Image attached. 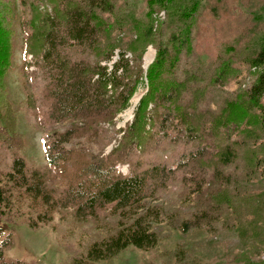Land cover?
Here are the masks:
<instances>
[{
    "label": "trees",
    "instance_id": "16d2710c",
    "mask_svg": "<svg viewBox=\"0 0 264 264\" xmlns=\"http://www.w3.org/2000/svg\"><path fill=\"white\" fill-rule=\"evenodd\" d=\"M48 1L52 11L43 0H20L25 70L31 64L26 60L29 54L39 67L50 61L59 65L58 83L43 97L48 108L43 118L48 124L66 121L44 144L47 164L37 166L22 154L25 140L17 131L6 85L13 66L12 26L18 2L0 0V142L13 150L10 168L0 172V264H37L8 253L16 239L5 223L25 222L39 229L66 210L63 216L72 215L79 222L98 219L107 208L117 218L108 235L74 252L65 264L112 261L131 245L152 249L159 242L152 224L163 218L183 232L203 226L214 231L225 224L221 217L227 219L243 204L257 212L252 234L261 235L264 226L257 217L264 210V190L246 198L239 191L243 182L259 177L264 164V25L244 46L243 37L223 43L207 69V79L197 61V32L208 0H147L144 17L139 19L133 11V20H128L135 31L128 41L131 58L127 50H120L112 65L104 61H111L121 48L113 31L128 22L117 16L122 7L118 0ZM161 11L165 20L160 22ZM254 15L257 22L264 19V14ZM60 34L90 49L94 59L79 63L70 52L59 53ZM149 45L156 55L145 72L142 59ZM241 58L252 66L251 81L211 108L204 101L207 86L224 85ZM144 76L148 90L121 130L119 146L108 154L97 152L93 142L102 147L110 142L105 125L130 105ZM157 137L168 151L155 159L144 157L141 150ZM122 163L128 165L126 174L119 170ZM189 168L211 176L210 184L199 174L192 178L194 192L204 193L208 200L203 209L184 217L179 209L148 204L150 197L178 188ZM244 264L255 263L248 259Z\"/></svg>",
    "mask_w": 264,
    "mask_h": 264
},
{
    "label": "rangeland",
    "instance_id": "374dc122",
    "mask_svg": "<svg viewBox=\"0 0 264 264\" xmlns=\"http://www.w3.org/2000/svg\"><path fill=\"white\" fill-rule=\"evenodd\" d=\"M17 11L13 28V66L6 78L8 96L16 111L18 118L17 131L22 134L25 146L22 154L25 155L31 165L45 166L47 164L45 156V142L54 130H60L66 125V121L46 123L44 113L48 111L43 102L45 93L52 90L58 83L59 65L55 61H50L47 65L40 66L33 64L35 58L29 54L26 60L31 64L25 70L24 67V33L21 20L24 17L23 7L20 0H16ZM66 1V0H65ZM209 6L205 8L198 21V48L197 61H201L204 69L203 77L207 75L208 67L212 65L218 53V48L225 42H233L243 37L241 45L244 46L255 35L263 30L264 19L255 21L254 14H264V0H208ZM118 5L122 6L120 13L116 15L121 21L133 20V11L139 19L144 17L147 11V0H118ZM43 5L52 11V5L48 0H43ZM257 11V12H255ZM131 14V15H130ZM156 16V15H155ZM160 22L165 20V12L161 11L157 15ZM124 22L114 31V38L121 48L115 50L111 61H104L112 65L119 56L120 50L128 49V41L135 38V31L131 30L130 22ZM247 32L249 34L247 35ZM164 36L167 31L164 30ZM57 49L59 53L72 55L79 63H84V59H94L90 49L78 47L73 40L67 39L63 34L57 38ZM156 55V48L149 45L143 55L145 72L153 62ZM67 56V55H66ZM126 56L131 58V53L127 50ZM150 58V59H149ZM81 59V60H80ZM149 59V60H148ZM147 65H149L147 67ZM230 80L224 85L207 86L208 93L205 103L209 102L211 108L218 106L228 93L237 91L246 83L251 81V65L241 58L235 62ZM38 68V69H37ZM53 78V80H52ZM138 90L132 96L130 105L118 113L112 124H106L107 139L110 141L102 147L97 142H93V148L103 154L110 153L119 146L122 137V129L133 119L135 108L139 99L148 90V80L144 76ZM165 141L162 138L150 139L144 149H140L143 156L149 155L155 159L157 155H163L168 151ZM13 158V150L0 142V172L10 168ZM119 170L128 172L127 164H119ZM199 174V178L207 181L211 176L199 169L189 168L186 179L178 188L168 191L159 197H150L147 201L150 205H161L170 211L179 209L184 217L190 216L196 209L204 208L208 202L204 193L199 195L194 192L195 184L192 179ZM205 181V180H204ZM205 184L204 187H208ZM239 194L246 198L264 190V164L260 167L259 177L243 182ZM67 211V210H66ZM56 213L54 221L43 224L39 229L31 228L25 222L16 225L5 223L7 231H12L15 235L16 244L9 250L11 256L34 259L37 264H65L70 260V256L77 250L85 251L86 247L93 241L100 239L114 228L116 218L110 212V208L101 210L98 219L79 222L73 219L72 215L63 216V212ZM172 212V211H171ZM170 212V213H171ZM257 212L243 204L236 212L231 213L227 219L221 217L225 222L219 229L208 230L206 226L194 228L188 232H183L169 224L166 218L153 222V228L157 230L159 242L156 247L149 250H142L131 245L122 251L112 261H100L97 264H244L245 260H252L255 264H264V230L260 228L262 234L256 235L253 232L254 215ZM264 216V210L261 212ZM259 215L258 220L264 226V217ZM97 221V222H96ZM180 251V253H178ZM178 253V254H177Z\"/></svg>",
    "mask_w": 264,
    "mask_h": 264
},
{
    "label": "water",
    "instance_id": "95a60500",
    "mask_svg": "<svg viewBox=\"0 0 264 264\" xmlns=\"http://www.w3.org/2000/svg\"><path fill=\"white\" fill-rule=\"evenodd\" d=\"M149 65H147V67H148Z\"/></svg>",
    "mask_w": 264,
    "mask_h": 264
},
{
    "label": "bare ground",
    "instance_id": "6f19581e",
    "mask_svg": "<svg viewBox=\"0 0 264 264\" xmlns=\"http://www.w3.org/2000/svg\"><path fill=\"white\" fill-rule=\"evenodd\" d=\"M149 59H150V58H149ZM149 59H148V60H149Z\"/></svg>",
    "mask_w": 264,
    "mask_h": 264
}]
</instances>
